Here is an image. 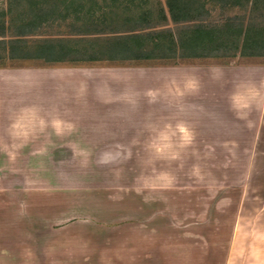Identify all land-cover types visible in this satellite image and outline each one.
Segmentation results:
<instances>
[{"label": "rangeland", "instance_id": "obj_1", "mask_svg": "<svg viewBox=\"0 0 264 264\" xmlns=\"http://www.w3.org/2000/svg\"><path fill=\"white\" fill-rule=\"evenodd\" d=\"M194 1L197 9L176 22L165 15V0H48L45 20L32 0L14 2L8 15L11 0H0L5 41L24 44L21 58L5 56L0 68L65 71L26 84L34 92L46 77L53 93L24 95L56 105L59 134L27 133L17 120L19 140L0 157V264L225 263L248 180V143L228 113L204 119L195 112L214 101L230 106L233 90L247 86L248 67L264 65V57L222 47L219 56L187 58L150 41V60L111 62L103 51L107 40L133 30L180 41L196 27L264 26V7ZM42 41L67 47V59L99 61L30 58Z\"/></svg>", "mask_w": 264, "mask_h": 264}, {"label": "crops", "instance_id": "obj_2", "mask_svg": "<svg viewBox=\"0 0 264 264\" xmlns=\"http://www.w3.org/2000/svg\"><path fill=\"white\" fill-rule=\"evenodd\" d=\"M157 2L162 5L160 0ZM164 3L167 11L165 15L169 16L167 1L165 0ZM62 74H65L64 69L0 68V157H10L12 155L9 149L10 143L19 140L16 133L17 120H21L20 125L30 127L25 131L27 133L38 134L41 127H44V132L53 128L55 133L59 134V130L55 127L63 125L64 122L59 116L60 111L56 105L45 108L40 101L44 97H32L31 101L24 95L26 91H31L26 86L27 83L31 84L30 77L46 75L48 78L54 76L55 80H59ZM17 78L20 79L18 85ZM41 80L37 79L39 84L36 83L35 91L31 92L35 95L53 93L54 88L46 89L49 83L46 77L45 80L42 78ZM237 90H233L232 104L226 109L221 102L214 101L210 102L211 104L206 106L203 112L201 108L198 109L195 115L198 113L200 117L209 119L224 118L225 113H228V117L232 120L231 124L237 132L240 129L245 131L249 159L248 180L244 188V196L240 199L234 216L228 255L224 264H264V65L248 67L247 86ZM33 110L41 111L39 117L33 118L36 116L34 114H37ZM50 110L55 115L49 118L47 112ZM20 112H23L22 115ZM45 113L47 114L42 115ZM19 114L21 116H18ZM77 118L78 116L73 120L75 125L80 123ZM48 126L50 128H47ZM6 146L7 149L4 148Z\"/></svg>", "mask_w": 264, "mask_h": 264}, {"label": "trees", "instance_id": "obj_3", "mask_svg": "<svg viewBox=\"0 0 264 264\" xmlns=\"http://www.w3.org/2000/svg\"><path fill=\"white\" fill-rule=\"evenodd\" d=\"M72 0H70L71 2ZM169 13L171 17L178 22V20L187 19L184 16H188L189 12L196 10V2L194 0H166ZM20 3L21 0H11V5L8 10V14L12 12L13 3ZM45 2H48L45 1ZM45 2L39 4L32 0L33 5L31 8L41 12L42 15L38 17L40 20H45L44 9L41 7ZM68 2V1H66ZM74 2V0H73ZM220 2L226 4L230 8H244L248 4H252L255 8L260 9L264 7V0H220ZM65 3V2H64ZM47 4V3H46ZM34 7V8H33ZM81 5L77 12L81 10ZM198 8L205 9V5ZM55 12V9H52ZM39 13H37V16ZM5 16L3 12L0 15ZM165 18V16H164ZM40 22V21H39ZM38 22V23H39ZM5 21H0V47H3V52L0 53V60L6 56L11 60L21 58L17 52H22L24 44L22 39H14L12 41H5ZM137 31H131L130 35L125 37H115L114 39L107 40L103 45L104 52H106L109 60L114 61H127V60H150L154 58V51L145 49L144 46L148 41L154 42L155 49L159 51L165 50L170 55L177 54L179 50L187 54V58H201L209 56H219V52L224 48V51H229L230 54L236 55L240 53L242 56H261L264 57V26H249L244 27L240 25H233L226 30L218 28L196 27L182 32L180 41L176 40L173 34L169 36L150 34V36L144 37L136 33ZM225 40H221V38ZM163 38V39H162ZM36 53L31 56L35 60H43L49 63H83L87 61H99V59H67L69 49L64 47L61 43H54L49 41H42L36 47ZM185 56V55H184ZM24 58V57H23ZM2 67V66H0ZM4 67V66H3Z\"/></svg>", "mask_w": 264, "mask_h": 264}]
</instances>
